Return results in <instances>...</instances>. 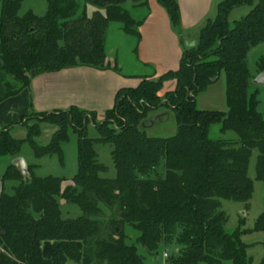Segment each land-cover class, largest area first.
Listing matches in <instances>:
<instances>
[{"label":"trees","instance_id":"obj_1","mask_svg":"<svg viewBox=\"0 0 264 264\" xmlns=\"http://www.w3.org/2000/svg\"><path fill=\"white\" fill-rule=\"evenodd\" d=\"M25 0H1L0 47L6 94L0 102L19 94L35 76L77 66L110 69L106 32L110 23L136 39L149 15V0H131L133 9H144L135 19L125 6L129 0H46L47 10L21 15ZM167 11L172 26L180 31L177 0H157ZM98 10L92 16L88 6ZM251 11L231 27L229 16L237 8ZM100 10H104L102 13ZM264 45V0H223L216 16L199 31L198 44L185 49L177 70L157 80L141 79L136 88H123L112 109L98 121V114L78 107L53 112H33L23 117L25 140L0 132V159L23 157L28 145L35 159L56 156L63 166L64 144L77 135V172L72 185L63 188L65 177L35 174L23 179L12 162L0 176V264H144L136 244L152 253L160 244H176L172 264H253L243 237L264 232V215L252 229L244 220L232 233L225 226L228 215L221 200L248 202L254 194L249 164L257 150L256 179L264 182V115L257 94L251 92L249 53ZM115 71L121 69L115 64ZM264 71V59L260 63ZM224 74L226 110H201L197 98ZM175 89L160 95L165 83ZM161 109L174 114L176 133L171 137L149 136L143 122ZM41 123L57 130L47 145L37 139ZM220 125L223 134L238 140L211 139L210 129ZM94 128L99 137H89ZM110 144L116 169L113 179L101 177L108 168L99 162L95 144ZM16 181L11 193L5 184ZM79 206L82 215L64 219L61 200ZM102 206L115 209L118 218L111 233L101 231L97 217ZM140 233L129 242L124 228ZM264 264V260L260 262Z\"/></svg>","mask_w":264,"mask_h":264},{"label":"crops","instance_id":"obj_2","mask_svg":"<svg viewBox=\"0 0 264 264\" xmlns=\"http://www.w3.org/2000/svg\"><path fill=\"white\" fill-rule=\"evenodd\" d=\"M221 1L223 0H177L181 17L179 31L172 26L165 8L157 0H149V15L139 28L141 38L136 39L135 47L137 61L148 69L144 75H127L122 70L121 72L115 71L112 67L100 70L85 66L39 74L32 78L28 88L0 102V132L7 127H11L13 138L25 140L28 131L26 127L20 125V122L23 117L33 112L67 110L75 106L103 115L107 110L113 108L119 90L136 88L143 77L157 80L168 71L177 70L184 50L197 44L200 29L207 20L216 16L217 5ZM239 9L241 7L235 9L232 13ZM97 10L96 7L89 5V16H92ZM134 10L139 12L144 9ZM100 11L105 13L104 10ZM249 12L245 14L247 15ZM185 39H187L186 42ZM1 58L2 49L0 47V98L6 94L5 81L7 79L5 72L2 70L3 62ZM107 60L118 64L116 59L113 60L108 57V52ZM175 84L174 81L165 83L160 95L162 96L166 92L174 90ZM216 85L217 83L211 85L208 90L211 89L212 91ZM216 95L218 96V93ZM56 130L57 128L54 125L42 124L41 135L37 141L44 136L50 142ZM29 153L32 155L31 150ZM29 153L26 152L23 157L28 165L34 164L29 160ZM33 158L35 157L33 156ZM11 162L12 159H10L9 164Z\"/></svg>","mask_w":264,"mask_h":264},{"label":"rangeland","instance_id":"obj_3","mask_svg":"<svg viewBox=\"0 0 264 264\" xmlns=\"http://www.w3.org/2000/svg\"><path fill=\"white\" fill-rule=\"evenodd\" d=\"M260 0H254L258 3ZM133 14L135 19H142L145 11H139L133 9L132 1L129 0L125 5ZM47 10L46 0H25L23 2L20 14L23 15L28 11H33L35 14L42 16ZM251 8L249 6L241 7L238 11L232 13L229 16V22L231 27L234 26L235 21L241 19L249 12ZM242 15V16H241ZM187 39H185L186 42ZM199 40V34H198ZM136 38L127 36L120 29L118 23H110L106 32V50L110 59H116L117 63L109 62L111 67L115 64L127 75H144L148 69L144 68L137 61V53L135 52ZM198 44V41H197ZM190 49V48H188ZM264 59V45L258 46L253 49L247 59L248 68L251 75L250 90L251 92L258 93L256 99L260 102L259 110L264 115V86H258L254 83L255 78L261 73L260 63ZM7 79H10L7 77ZM212 91L206 90L200 94L197 98V105L199 109H210L225 111L226 110V80L224 74L214 84ZM218 93V96L216 95ZM216 95V96H215ZM217 97V98H215ZM103 115H98V121L104 119ZM44 123H41V125ZM48 124V123H45ZM40 125V126H41ZM142 128L147 135L155 137H171L176 133V121L174 114L169 110L161 109L153 112L143 122ZM89 137L98 138V132L94 128L89 129ZM209 137L211 139H226V140H238V136L233 132L226 134L221 133L220 125H214L210 129ZM77 135L73 132L70 133V140L64 144V159L65 163L62 166L58 157H45L41 160L33 158V153L30 155V147L26 145L23 148V155L29 153V160L32 163L39 164V168L34 170L35 174L41 177L45 176H58L65 177L66 181L63 183V188L72 185V178L77 172L78 167V155H77ZM44 136L39 139V144L46 145L49 141ZM95 150L98 153V160L104 164L108 170L106 173H102L101 177L113 179L116 177V169L113 164L110 144L96 143ZM257 150L253 151L250 164H249V177L254 181V194L248 202H234L231 200H221L222 210L228 215V222L225 226L228 233L234 232L240 225V221L244 220V229H252L259 216L264 215V182L256 179V163H257ZM10 158L5 157L0 159V175L5 171L7 164H9ZM18 185L16 181H9L5 184V191L11 193L12 187ZM102 213L96 219L101 227L100 234L96 237L99 239L107 237L111 233V223L118 218L117 211L115 209L102 206ZM61 213L64 219H76L82 215V212L76 204L68 203L65 199L61 200ZM125 235L129 238V242L137 243V239L140 233L130 227L124 228ZM244 243L249 245L248 255L253 258V264H260L264 260V232L253 233L245 235L243 237ZM139 254L144 259V264H172L171 257L175 256L178 252V246L174 243L168 247L160 244L157 251L152 253L145 252L142 245L136 244ZM76 264V263H70ZM205 264V263H201ZM222 264H232L230 261H224Z\"/></svg>","mask_w":264,"mask_h":264},{"label":"water","instance_id":"obj_4","mask_svg":"<svg viewBox=\"0 0 264 264\" xmlns=\"http://www.w3.org/2000/svg\"><path fill=\"white\" fill-rule=\"evenodd\" d=\"M254 83L258 86H264V71L261 72L254 80ZM12 164L17 169V171L22 175L23 179L27 180L31 178L29 172V166L24 157H18L12 160Z\"/></svg>","mask_w":264,"mask_h":264}]
</instances>
